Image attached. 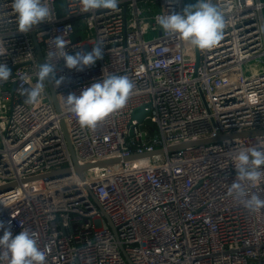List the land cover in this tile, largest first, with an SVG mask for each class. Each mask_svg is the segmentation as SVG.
Returning a JSON list of instances; mask_svg holds the SVG:
<instances>
[{"label":"built area","instance_id":"obj_1","mask_svg":"<svg viewBox=\"0 0 264 264\" xmlns=\"http://www.w3.org/2000/svg\"><path fill=\"white\" fill-rule=\"evenodd\" d=\"M56 1L47 0L51 20L32 30L45 60L57 36L71 55L99 42L104 56L83 71L57 61V76L66 78L54 87L61 112L47 83L40 103L26 104L25 89L37 82L35 40L32 31L17 32L12 0H0V63L12 71L0 84V186L14 183L0 191V221L10 222L13 235L35 233L47 264H264V209L250 213L227 194L234 154L264 148V134L124 160L218 133L264 129V7H257L264 0H211L226 27L217 46L204 51L156 23L196 0H122L117 11L95 13L66 0L63 15ZM103 72L127 75L133 94L95 131L82 129L65 96ZM143 111L154 126L137 116ZM62 118L80 164L122 160L79 174ZM66 167L69 173L26 180ZM252 191L264 198V183Z\"/></svg>","mask_w":264,"mask_h":264},{"label":"clouds","instance_id":"obj_2","mask_svg":"<svg viewBox=\"0 0 264 264\" xmlns=\"http://www.w3.org/2000/svg\"><path fill=\"white\" fill-rule=\"evenodd\" d=\"M121 2L80 0L82 11L86 13L101 9L117 11ZM12 9L16 14L17 32L23 34L30 33L52 17L47 0H12ZM156 23L165 33L176 35L181 41L202 51L217 46L226 27L224 15L211 0H196L194 4L186 5L182 13L166 12L156 17ZM53 43L54 51L49 52V59L40 62L35 71L37 82L25 89V103L28 105L40 103L46 83L59 88L65 82L64 76H57L56 65L61 58L67 69L83 71L104 56L99 42L93 45L91 51H76L74 55L66 50L67 42L62 37H55ZM11 77L8 65L0 63V84L8 82ZM22 79L30 80L31 77L25 75ZM134 88V82L127 75L103 72L99 81L82 88L79 94L73 92L65 96V103L82 129L95 131L99 123L127 106ZM233 161L236 177L227 194L248 212H260L264 209V198L252 189L264 183V148L241 149L234 154ZM0 231L3 232L0 236V264H47L46 251L39 247L35 233L23 229L13 235L10 222L6 226L4 221H0Z\"/></svg>","mask_w":264,"mask_h":264},{"label":"water","instance_id":"obj_3","mask_svg":"<svg viewBox=\"0 0 264 264\" xmlns=\"http://www.w3.org/2000/svg\"><path fill=\"white\" fill-rule=\"evenodd\" d=\"M32 35L34 37L35 44H36L38 61H39V63L40 62L42 63L43 61H45V57H44V53H43L42 47H41L40 43L37 41L34 31H32ZM197 54L199 55V51L197 52ZM48 87H49V90L51 92L52 99L54 101V104L56 106L57 111L61 112L60 104H59L58 97H57V94H56L54 86L52 84H49ZM148 114H149V112L143 111L140 114H137V116L141 120L145 119L146 120L145 124L152 127V126H154V123L149 117L147 118ZM61 122H62V125H63V129H64V132H65V135H66V139H67V142H68V145H69V149H70L72 158L74 160L75 170L79 174H82V172L84 170H86V169H88L90 167L96 166V165L103 166V165L115 163V162H118V161L122 160L121 158H113V159H107V160L99 161V162H96V163H88V164H84V165L80 164L79 161H78V158L76 156L72 141L70 139L66 123H65L63 118H62ZM257 134H264V129L244 130V131L231 132V133H218L216 136L200 139V140H197V141H191V142H184V143L174 144V145L168 146L167 148L160 147V148L155 149L154 151H148V152H145V153H142V154H133L131 156H128V157L124 158V160H129V159H133V158L141 157V156H150V155H154V154H160V153H164L166 150L173 152V151H176V150H179V149L188 148V147L195 146V145L212 143V142H218V141H221V140H224V139H227V138H234V137L248 136V135H257ZM69 172H70V168L66 167V168H62V169H59V170L51 171V172H48V173H44L42 175H37V176L31 177V178H28L26 180H34V179H39V178H47L48 179V178L55 177V176L62 175V174H66V173H69ZM13 184L14 183H8V184H6L4 186H0V191L11 187ZM96 202L100 206V208L102 209L100 203L97 200H96ZM102 211L104 212V215H105L106 219L108 220L109 226L113 229L114 233L117 235V229H116L115 225L111 221V219L108 216V214L103 209H102Z\"/></svg>","mask_w":264,"mask_h":264},{"label":"rangeland","instance_id":"obj_4","mask_svg":"<svg viewBox=\"0 0 264 264\" xmlns=\"http://www.w3.org/2000/svg\"><path fill=\"white\" fill-rule=\"evenodd\" d=\"M151 6L158 8V4H156V3H151ZM56 7H57L59 14L63 15L65 7H66V0H57L56 1ZM153 130H155V129L153 128Z\"/></svg>","mask_w":264,"mask_h":264}]
</instances>
